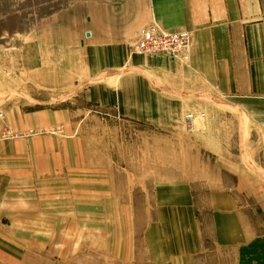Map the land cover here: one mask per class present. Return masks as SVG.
<instances>
[{
  "label": "crops",
  "instance_id": "obj_1",
  "mask_svg": "<svg viewBox=\"0 0 264 264\" xmlns=\"http://www.w3.org/2000/svg\"><path fill=\"white\" fill-rule=\"evenodd\" d=\"M144 25L190 31V60L131 54ZM20 73L32 88L85 90L104 108L98 119L108 137L118 139V130H109L113 121L138 125L140 155L147 149L167 154L162 142L178 141L170 147L169 154L178 156L167 169L171 178L153 187L156 218L146 224L131 264H264V0H0V92L18 90ZM190 110L207 115L194 120L192 133L183 122ZM50 118V110L14 106L0 119V134L6 126L49 124ZM25 145L0 139V264H99L98 251L84 255L81 245H70L71 253L64 245L19 243L20 236L53 233L44 227L51 222L44 218L47 207L31 208L41 212L37 218L19 215L28 211L19 207L30 201L26 189L44 190L45 196L32 195L38 204L52 186L63 193L78 186L62 181L64 172L52 183L51 147ZM113 150L112 156L124 155ZM115 159L108 172L131 170ZM113 176V195L104 201L135 203ZM91 196V202L100 200L95 192ZM82 199L74 191L73 200L60 203ZM80 209L59 207V221L67 212L76 218ZM98 212L92 213L96 219ZM124 245L110 246L107 264L131 258Z\"/></svg>",
  "mask_w": 264,
  "mask_h": 264
},
{
  "label": "rangeland",
  "instance_id": "obj_2",
  "mask_svg": "<svg viewBox=\"0 0 264 264\" xmlns=\"http://www.w3.org/2000/svg\"><path fill=\"white\" fill-rule=\"evenodd\" d=\"M142 56L159 57L162 55L153 56L144 54ZM163 56L181 61L170 55ZM12 104H15L16 109H21L24 112L50 110V123L18 129L6 126L0 134V139L17 141L20 147L26 146V143L30 144L31 141H35L39 147L48 145L52 149L51 164L55 167L52 169L53 171L50 176L52 183L58 182L60 172H64V177H61L62 181L66 178L68 185L75 183L78 185L76 188L66 187L64 193L62 188L52 186L51 191L45 193L46 195H50L48 196L49 199L47 197V199L38 200V204L32 203V195L45 196L43 195L44 190L41 187L26 189L25 195L30 198V201L27 200V203L20 204L19 207H23L22 210L28 209V211L20 212L19 215L22 216L24 214L25 217L37 218L34 217L35 214L41 215V212L35 213L31 208L45 206L48 208V211L44 214V218L48 219L50 217L51 222L44 225V227L51 228L50 230L53 233L60 231V229L61 233H64L63 235L52 233L50 235L20 236L19 243L30 245L33 243L37 244L39 241L43 244L46 243V246L52 249L67 245L63 246V248L64 250L65 248L70 250L71 253L72 249H69L70 245H81L84 255L90 256L91 249H94L95 253L98 251L99 264H107L106 257L110 246L119 245L118 247H121L123 244H126L131 247L132 252L125 253L131 255V258L122 262L117 261L119 259L116 258L115 264H131L134 261L133 253L136 255L140 246L144 244L146 224L148 225L151 220L156 218L157 209L153 203V187L158 182L171 178V173L167 169L171 168V160L177 159L178 156L169 154L170 147L172 144L175 146V142L178 141L164 140L162 142V148L160 149L159 147V149L167 152L168 155H156L154 151L150 153L148 149V155H144L143 153L140 155L138 151L143 149L142 143L144 145V140L138 136L140 130L138 125L129 126L128 124L123 125V122L113 121L114 123L109 125V130L113 133L118 130V139H113V134L108 137L105 134L108 131L107 126L100 122L101 119H98V116H103L104 108H100L90 100L85 90L76 93L73 89L67 91H46L35 87L32 88L26 76H23L21 73L18 77V90L14 88L11 91L0 92V106H3L0 107V119H5L7 111L14 109V106L5 107L12 106ZM64 111H66L67 115L74 117L72 122L67 121ZM76 111L78 115L75 118ZM189 112L197 115L194 120H202L207 117L206 114L204 116L200 115L202 112L206 113L205 110H190L183 114V122L185 121V115ZM74 120L76 121L74 122ZM77 121H81L82 123L78 124ZM184 125L185 130H188L189 133H192L197 127L194 126L195 124L191 128L188 127L186 121ZM8 129L17 132H33L26 136L11 137L5 134ZM141 130L146 131V127L142 126ZM152 132L154 131L152 130ZM125 133H127V136H122ZM154 142L152 140L146 143L148 145V143L153 144ZM114 147L117 149L121 148L124 155L121 157L112 156ZM64 149H67L68 153L71 151L70 156L68 154L66 156ZM110 149L111 155L109 153ZM80 155L81 161L79 160ZM115 158L121 160L120 162L125 166L128 165L131 170L124 173L108 172V165ZM67 161H71L70 164L73 163V166L69 165V163L67 164ZM65 163L67 166H64ZM75 167L76 171L74 170ZM149 168L151 169L149 170ZM155 168H160L161 170L155 171ZM69 175H71L70 178ZM113 175H115V183L124 186L125 195L132 196V199L136 201L135 203L120 205L107 204L104 201L107 196L113 195V187H110L114 180ZM41 180L42 177L40 176L39 181ZM35 184V187L40 185L39 183ZM128 185L129 188H127ZM74 191L82 193V201L77 204L68 203L61 205L60 200H73ZM94 192L100 199L97 203L91 202L92 200L90 199ZM142 200L143 203H140ZM61 206H66L68 210L73 207L76 209L81 208L82 214L76 215L75 218L74 214L67 212L65 215L66 220L59 221V213L57 211ZM96 210H99L97 219L92 215ZM49 211L51 212L49 213ZM46 219H38L36 221L41 223L42 221H46ZM36 221H34L35 224H37ZM28 225L32 226V220L28 221ZM114 231L115 236H112ZM126 245L124 247L127 251ZM94 252L93 254H95Z\"/></svg>",
  "mask_w": 264,
  "mask_h": 264
},
{
  "label": "built area",
  "instance_id": "obj_3",
  "mask_svg": "<svg viewBox=\"0 0 264 264\" xmlns=\"http://www.w3.org/2000/svg\"><path fill=\"white\" fill-rule=\"evenodd\" d=\"M192 47V35L185 28H177L174 30H158L154 25H144L139 30V36L132 45H130V53L136 55H170L183 62L190 60V52ZM204 116L205 113H200ZM197 115L189 112L185 115V121L188 127L194 125V118ZM33 131L17 132L11 129L6 130L5 134L11 137L26 136Z\"/></svg>",
  "mask_w": 264,
  "mask_h": 264
}]
</instances>
